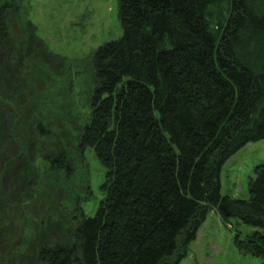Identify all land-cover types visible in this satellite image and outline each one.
<instances>
[{
	"label": "trees",
	"instance_id": "obj_1",
	"mask_svg": "<svg viewBox=\"0 0 264 264\" xmlns=\"http://www.w3.org/2000/svg\"><path fill=\"white\" fill-rule=\"evenodd\" d=\"M18 3L0 0V213L9 197L2 184L12 193L19 186V171L8 175L19 156L35 172L25 195L44 198L47 213L0 264H179L213 207L225 224L255 229L236 234L235 244L264 264V164L254 168L247 199L220 193L226 161L264 140V0H119L121 36L93 51L92 89L76 118L71 84L48 73L50 95L35 89L44 70L37 61L34 73L36 57L15 43L8 21ZM50 117L60 118L59 128ZM61 138L66 166L48 157L41 171L32 154ZM5 144L19 147L14 158ZM69 145L81 157L92 148L105 169L93 217L81 206L89 186L81 194L68 183L64 168L73 176L76 160ZM48 188L67 192L72 205Z\"/></svg>",
	"mask_w": 264,
	"mask_h": 264
},
{
	"label": "rangeland",
	"instance_id": "obj_2",
	"mask_svg": "<svg viewBox=\"0 0 264 264\" xmlns=\"http://www.w3.org/2000/svg\"><path fill=\"white\" fill-rule=\"evenodd\" d=\"M18 6L19 15L10 14L8 18L15 43L18 46V43L29 46V57L35 55L36 58L32 61L36 66L33 69L35 74L41 66L44 70L43 74L51 73L58 85L66 88L67 84L72 85L70 114L75 118L81 116L87 103L88 91L92 89V85H88L92 53L101 45L117 40L122 33L118 20L119 0H19ZM37 61L40 66H37ZM44 75L42 79L34 76L32 81L36 83L37 92H44V95L48 92L50 95L48 87L51 88L54 82L51 81L50 75L48 77ZM21 99L25 101L27 94ZM22 111L27 117L31 115L30 106L22 108ZM51 121L52 125L58 127L56 124H59L60 127L59 117L56 119L52 117ZM20 130V135L25 141L27 134H23L25 130ZM53 130V134L62 133L57 128ZM66 133L63 134L64 136L61 134L64 139L67 137ZM18 139H20L19 135ZM28 143H31L30 138ZM51 143L53 146L49 151H43L40 156H38V151H34L35 153L31 156L33 162L44 163L45 168L40 167L43 172L49 164V159L54 158L57 163L62 162L65 166L67 164L64 158L65 143L62 138ZM68 149L70 156L76 158L73 176L64 168L69 176L68 183L81 185L80 187L76 185L81 194L87 192V185L89 186L88 197L85 202L81 203V206L85 216L93 217L103 197L100 185L103 182L105 169L92 148L85 149L83 157L78 155L76 148L72 145H69ZM4 150L8 153V160L14 158L18 150L20 151L17 145L9 147L6 144ZM38 157H45V160L38 159ZM261 164H264V140L248 143L241 148L226 161L221 169V195L247 199L249 180L254 177V168ZM4 165V161L0 159V174L3 180L6 175ZM9 170L8 175L11 178L19 171V186L16 184L15 192L12 193L11 189H14V186L9 184L8 187L2 184L3 191L9 193V197L6 211L0 213V220L3 221V228L0 232V261L6 257V254L18 248L32 220L38 222L47 213L44 198L38 201L37 196H33L31 201L25 195L26 189L35 182L33 167L31 168L29 164L26 166L23 156H19L13 163V169ZM19 189L24 190L21 195H17ZM46 192L58 196L59 200L65 204L72 205L71 197L67 192L62 191L61 194L64 196L50 188ZM254 230L253 227L233 219L229 224H225L213 207L207 213L205 221L197 231L195 239L188 245L187 252L179 264H262L261 258L242 252L235 244L236 234L242 239Z\"/></svg>",
	"mask_w": 264,
	"mask_h": 264
}]
</instances>
